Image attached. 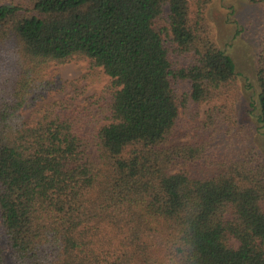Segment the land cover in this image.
I'll return each mask as SVG.
<instances>
[{
    "label": "trees",
    "instance_id": "1",
    "mask_svg": "<svg viewBox=\"0 0 264 264\" xmlns=\"http://www.w3.org/2000/svg\"><path fill=\"white\" fill-rule=\"evenodd\" d=\"M213 1L0 0V264H152L185 200L198 264H264V24L252 124L211 37ZM80 61L109 79L107 102L42 103L47 71ZM190 105L206 109L183 141Z\"/></svg>",
    "mask_w": 264,
    "mask_h": 264
},
{
    "label": "rangeland",
    "instance_id": "2",
    "mask_svg": "<svg viewBox=\"0 0 264 264\" xmlns=\"http://www.w3.org/2000/svg\"><path fill=\"white\" fill-rule=\"evenodd\" d=\"M205 14L212 39L235 64L238 84L242 91V121L255 124V119L249 112L250 102L256 90L255 70L258 41L264 24V4L251 5L244 0H214ZM166 45L170 49L171 60L178 65H186L190 56L174 53L167 40ZM47 78L50 79L53 90L44 94L42 103L60 100L77 92L78 95L81 94L78 105L96 111L109 99L104 92L109 79L99 69L90 71L87 62H72L52 67L47 71ZM173 87L180 99L189 92L187 82H173ZM205 109V105H190L187 110L180 108L177 132L181 140H192L196 133V124L203 119ZM196 111L198 116L193 118ZM252 139V143L264 154L262 141L256 134Z\"/></svg>",
    "mask_w": 264,
    "mask_h": 264
},
{
    "label": "clouds",
    "instance_id": "3",
    "mask_svg": "<svg viewBox=\"0 0 264 264\" xmlns=\"http://www.w3.org/2000/svg\"><path fill=\"white\" fill-rule=\"evenodd\" d=\"M195 204L185 200L172 221L154 237L152 264H198Z\"/></svg>",
    "mask_w": 264,
    "mask_h": 264
}]
</instances>
